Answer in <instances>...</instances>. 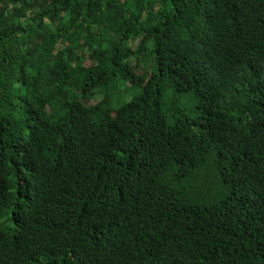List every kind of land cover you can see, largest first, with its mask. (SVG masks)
<instances>
[{"label":"trees","instance_id":"1","mask_svg":"<svg viewBox=\"0 0 264 264\" xmlns=\"http://www.w3.org/2000/svg\"><path fill=\"white\" fill-rule=\"evenodd\" d=\"M0 264H264V0H0Z\"/></svg>","mask_w":264,"mask_h":264},{"label":"rangeland","instance_id":"2","mask_svg":"<svg viewBox=\"0 0 264 264\" xmlns=\"http://www.w3.org/2000/svg\"><path fill=\"white\" fill-rule=\"evenodd\" d=\"M123 90H125L124 84H118L116 92ZM131 97L132 95L126 98V100H129ZM176 105L179 112L188 118H193L200 112L198 109V101L191 94L185 93L178 95ZM179 112H176V115ZM174 113H170L171 117ZM213 160V154L210 153L207 163L199 169V173L195 174L194 177L190 176L188 180L182 183L181 187L184 189L185 196H187L186 198L188 200L195 199V194L212 199H221L229 195V189L222 182L220 174L214 167ZM193 191H197V193L189 197ZM189 203L191 202L189 201Z\"/></svg>","mask_w":264,"mask_h":264}]
</instances>
